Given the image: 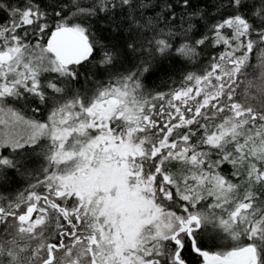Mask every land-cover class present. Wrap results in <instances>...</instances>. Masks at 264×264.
<instances>
[{
    "label": "snow or ice",
    "instance_id": "snow-or-ice-1",
    "mask_svg": "<svg viewBox=\"0 0 264 264\" xmlns=\"http://www.w3.org/2000/svg\"><path fill=\"white\" fill-rule=\"evenodd\" d=\"M0 264H264V0H0Z\"/></svg>",
    "mask_w": 264,
    "mask_h": 264
},
{
    "label": "trees",
    "instance_id": "trees-1",
    "mask_svg": "<svg viewBox=\"0 0 264 264\" xmlns=\"http://www.w3.org/2000/svg\"><path fill=\"white\" fill-rule=\"evenodd\" d=\"M252 62H253L254 64L256 63V61H255L254 58H253V61H252ZM163 75H164V72L162 71V72L158 73L156 77H149V79L146 81V83L151 84L153 80H155L156 83H159V82H160V77L163 76ZM161 90H166V89H163V88H162Z\"/></svg>",
    "mask_w": 264,
    "mask_h": 264
}]
</instances>
